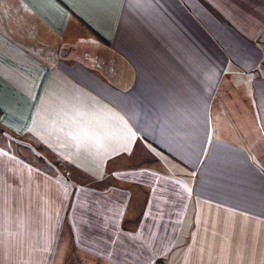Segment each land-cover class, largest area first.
Instances as JSON below:
<instances>
[{"label": "crops", "instance_id": "crops-1", "mask_svg": "<svg viewBox=\"0 0 264 264\" xmlns=\"http://www.w3.org/2000/svg\"><path fill=\"white\" fill-rule=\"evenodd\" d=\"M0 111V264H264V0H0Z\"/></svg>", "mask_w": 264, "mask_h": 264}, {"label": "rangeland", "instance_id": "rangeland-1", "mask_svg": "<svg viewBox=\"0 0 264 264\" xmlns=\"http://www.w3.org/2000/svg\"><path fill=\"white\" fill-rule=\"evenodd\" d=\"M1 125V124H0ZM0 130H1V126H0ZM0 137H2V134H1V132H0ZM5 138V137H4ZM6 139V138H5ZM11 140V139H10Z\"/></svg>", "mask_w": 264, "mask_h": 264}, {"label": "trees", "instance_id": "trees-1", "mask_svg": "<svg viewBox=\"0 0 264 264\" xmlns=\"http://www.w3.org/2000/svg\"><path fill=\"white\" fill-rule=\"evenodd\" d=\"M1 112V111H0ZM1 131V130H0Z\"/></svg>", "mask_w": 264, "mask_h": 264}]
</instances>
